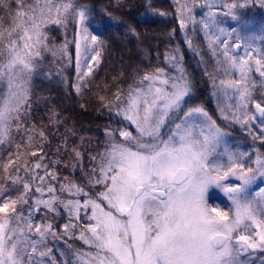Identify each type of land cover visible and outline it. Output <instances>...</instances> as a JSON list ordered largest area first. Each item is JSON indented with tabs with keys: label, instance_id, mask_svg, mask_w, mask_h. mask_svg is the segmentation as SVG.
Instances as JSON below:
<instances>
[{
	"label": "snow or ice",
	"instance_id": "1",
	"mask_svg": "<svg viewBox=\"0 0 264 264\" xmlns=\"http://www.w3.org/2000/svg\"><path fill=\"white\" fill-rule=\"evenodd\" d=\"M249 2L264 6V0H175L179 28L199 23L217 70L229 77L218 85L214 81L227 99L235 97L227 112L217 105L220 117L248 128L254 140L264 143V92L256 98L253 79L257 73L264 88V27L257 34L240 14ZM198 7L206 9L199 21ZM86 8L77 0H0V11L7 13L0 16V145H11L13 133L23 132V147H35L29 156L43 151L42 144L33 146L34 126L25 123L34 80L44 52L63 56L68 47L65 41L58 49L49 48L48 25L67 26L70 17L78 25L77 94L93 66L99 67L103 41L89 31ZM222 16L235 26L222 27ZM129 31L139 36L135 28L129 26ZM185 40L198 50L187 32ZM164 55L176 75L155 68L134 78L126 91L118 89L114 102L100 97L104 108L134 128H106L103 151L88 155L94 166L87 170L84 153L71 149L72 170L80 166L88 191L67 177L58 183V173L43 163V155L31 166L27 160L15 164L13 155L23 157L22 145H15L16 152L2 166L0 264H58L46 247L49 238H60L57 227L64 236L78 232L77 239L91 249L82 252L68 245L74 260L59 264H246V256L264 252V186L253 192L258 183L264 184V154L257 150L248 163L251 154L232 150L230 134L203 106L186 107L192 89L181 51L171 48ZM46 75L51 78L52 73ZM38 135L45 138L42 130ZM68 147L65 141L66 151ZM13 165L16 175H8ZM14 186L22 189L15 198L9 194ZM210 190L223 193L230 207L212 206ZM57 205L67 214L62 225L53 223L60 214ZM18 206L26 207L20 211ZM41 210L53 220L34 223ZM82 216L86 223H81ZM38 246L45 250L38 251Z\"/></svg>",
	"mask_w": 264,
	"mask_h": 264
},
{
	"label": "trees",
	"instance_id": "2",
	"mask_svg": "<svg viewBox=\"0 0 264 264\" xmlns=\"http://www.w3.org/2000/svg\"><path fill=\"white\" fill-rule=\"evenodd\" d=\"M197 2L202 3V0ZM77 5L87 6L86 10H90L89 25L95 35L103 41L101 63L98 68L93 66L92 76L85 78L87 83L81 84V92L77 94L74 87L77 82L74 41L77 39L78 25L70 17L67 26L50 24L47 27L46 35L50 38L47 41L49 48L58 49L65 41L68 42V47L67 55L63 56L59 52L56 56L51 52H44V58L39 64L34 80L32 108L25 123L29 127L34 126L33 146L42 144L43 151L38 152L37 157L29 156L28 153L35 150V147H23L26 142L25 134L13 133L11 145L7 143L0 145V183H4L5 180L2 166L7 163L8 154L15 153V145L21 144L23 157L18 159L13 155L15 164L27 160L31 166L37 162L39 156L43 155L44 164H48L50 168L56 167L61 183L65 182L63 180L65 177L71 180L77 178L79 180L76 183L87 188L80 166L75 168V173L72 170L71 149L77 148L84 153L83 167L87 170L94 166L89 162L88 155L95 156L103 150L105 129L124 124L103 107L100 97H105L107 102H114V93L118 89L126 91L128 85L132 84L138 75H143L144 72L151 73L155 68H167L168 62L164 54L171 48L178 47L183 53L187 69L195 82L194 92L188 104L196 106L212 103L211 81L207 80V76L210 75L211 78L216 72H211L212 69L215 71L214 68L208 70L201 68V64L198 66V56L189 52L183 31L179 28L175 0H151L150 4L148 0H77ZM254 9L261 11L260 8L254 7L241 13L248 15ZM152 10L167 15H157ZM195 12L196 20L199 21L206 9L198 7ZM0 16H7V13L0 11ZM113 17L116 19L114 20ZM129 26L135 28L139 36L129 31ZM231 26L233 27V24ZM196 28L200 34L202 28L199 23L196 24ZM173 29H175L174 35H172ZM198 35L197 42L204 54L205 63L208 61L209 66L212 67L213 59L207 48V42L205 44ZM49 72L52 73L51 78L46 75ZM257 90L256 98L260 99V93L264 90L261 88ZM41 130L45 134L44 139L38 135ZM235 132L264 151V144L251 141L241 130L236 129ZM65 141L69 145L67 151L64 148ZM54 160L60 163H52ZM14 166H10L8 175H16L12 170ZM21 191L19 186H15V191L9 194L15 198ZM29 203H32L31 199ZM25 207L18 206V209L24 211ZM68 249L66 246L69 252Z\"/></svg>",
	"mask_w": 264,
	"mask_h": 264
},
{
	"label": "rangeland",
	"instance_id": "3",
	"mask_svg": "<svg viewBox=\"0 0 264 264\" xmlns=\"http://www.w3.org/2000/svg\"><path fill=\"white\" fill-rule=\"evenodd\" d=\"M242 2H243V0H242ZM254 7L260 8L261 11H259L258 9L257 10L254 9L253 12L249 13L248 15L241 13L244 10H250L251 8H254ZM221 11H223V10H221ZM239 12L243 16L244 19L249 21L250 28H251L252 31L257 32V34H258L259 33V29L261 27H264V6H261L258 3L249 2L248 6L243 8V9H240ZM221 19L223 20V23L221 25L222 27L231 28L232 27L231 24H233V27L236 24V22L232 21L230 17L222 16ZM88 26H89V31L92 34L95 35V33H94L93 29L91 28V26L90 25H88ZM182 31H183V35H184V40H185V32H187V37L189 39H192L193 45L194 46H198V50H194V48H189V46L187 45L189 52L198 56V59H199L198 66L201 64L200 65L201 68L202 67L204 69L207 68L208 70H209V68H214L215 71H213V69H212L211 72L212 73L216 72L217 74H219L220 76L223 77V78H221V77L219 78V76L216 73H214L215 75L213 77H211V78H210V75L207 76V80L210 79V81H211L210 82V87H211V95H210V97H211L212 103H210V105L200 104V105H196V106H203L205 108V110L208 111L210 115H212L213 119H215L217 121V123L222 128H224L225 131H227L230 134L228 136V142H229V147L232 150H239V151L251 154V160L248 161V163H251L252 161L255 160V155L254 154H255V152L257 150L260 153H262V154H264V151L260 150V148L257 147L256 145L251 144L250 141L246 140V138H241L240 136H238L236 134V132H235L236 129L245 132L248 135V137H249V139L251 141L254 140L253 137L251 135H249L248 128L241 127L239 124H236L234 122L224 121L220 117V113H219V110H218V107H217V105H219L220 108H224L225 111L227 112L228 111L227 105L235 103V97H233L231 100L227 99L223 95V93L218 91V88L216 86H214V81H215V84L218 85L219 80L228 79L229 77L225 76L220 71L218 72L217 65L215 63V58L213 56H212L213 61L211 60L212 67L209 66L210 63L208 61L205 63L204 54H203V52H201L202 49L198 45V42H197V35L199 33H198L197 28H196V25L193 26V25L190 24L189 27L186 30H182ZM199 35L202 37L203 41L206 44L207 40L205 38L204 31L202 30V32H200ZM185 42H186V40H185ZM206 45H207V48H208V44H206ZM208 50H209V48H208ZM181 54H182V64H183V67H184V69L186 71V74L188 75V77L190 79L191 89H192L191 95L189 97H186V101H187L186 107H196V106L188 104V101L190 100V98H191V96H192V94L194 92L193 89L195 87L194 86L195 82H194V80L191 77L192 74L190 75V73H189V71L187 69L185 56L183 55L182 52H181ZM165 71L168 72L170 75H176L175 69H173L171 64H169V63H168L167 68H165ZM235 78H238V74H236ZM253 79L255 81V92L258 91L257 90L258 88H261L262 90H264V88L261 87L260 78H259V75L257 73H253ZM112 114L117 120H119L120 122L124 123L123 125H114L112 127V129H115V128H128L130 131L133 130L134 126H132V128H129V123L127 121L123 120L122 117L117 116L115 114V112H112ZM258 128H259L258 124L254 125V130H257ZM133 134H135V132H133ZM254 141H258L259 143H262L260 140H254ZM262 144H264V143H262ZM54 161H56V160H54ZM253 166H254V164H253ZM50 170H53V171L57 172L56 167H51ZM73 172L75 173L76 171H73ZM78 180L79 179L74 178L75 182L78 181ZM58 183H61V180H59ZM261 186H264V184H259L258 183L257 186H254L253 192L258 190V187H261ZM85 190L88 191L89 189L85 188ZM99 190H101V189L100 188L97 189V191H99ZM30 196H31V193H30ZM45 198H47V196H45ZM61 198L66 199L68 197L61 196ZM209 203L212 206H216L217 204H219L225 210H227V208L230 207V201H228L226 199V197L224 196V194L219 192L218 190H210ZM57 210L59 211L60 214L58 216H56L54 220H53V217H52L51 213H47L46 214L43 210H41L40 212L35 213L33 222L34 223H38V222H46L47 220H53L54 225H62L63 223L67 222V214L59 205H57ZM90 214L91 213L89 212V215ZM26 215H27V212L25 213V216ZM81 223H86V218H84L83 216L81 217ZM56 230H57V232H59L61 234L60 238L56 239V240H52L51 238H49L46 241V247L52 249L53 255L55 256L56 261L58 262V264H59V262H61L64 259H67L69 261L74 260V257L71 256L69 254V252L66 250V246L68 247V245H71L73 249H76V250H79V251H82V252L91 251V249L89 247H87L86 245L83 244L82 241L77 239L78 232L74 233L71 237H69V236H64L62 234V230L59 227H57ZM44 250H45V246H38V251H44ZM62 253L64 255H62ZM45 259L47 261L50 258H45ZM245 259H246V264H264V252L256 251V252L246 256Z\"/></svg>",
	"mask_w": 264,
	"mask_h": 264
}]
</instances>
